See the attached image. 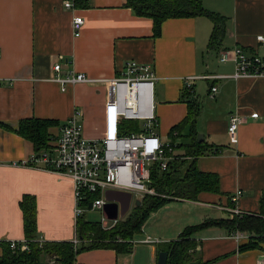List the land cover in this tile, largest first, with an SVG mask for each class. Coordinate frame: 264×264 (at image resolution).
<instances>
[{
	"label": "crops",
	"instance_id": "obj_1",
	"mask_svg": "<svg viewBox=\"0 0 264 264\" xmlns=\"http://www.w3.org/2000/svg\"><path fill=\"white\" fill-rule=\"evenodd\" d=\"M77 3L75 11H68L63 0H0V123L16 130L25 119L58 121L60 125L49 130L54 137L50 150L61 127L76 111L81 112L78 120L87 139L103 137L109 91L101 80L120 76L129 61L149 65L155 72V111L160 131L156 130L162 140L168 141L172 128L189 114L186 101L190 96L183 92L186 77L233 75L234 63L221 62L219 55L234 47H241L249 56H264V44L257 41L258 36H264V0H203L206 10L226 18V34L216 49L209 47L213 23L206 16L169 19L155 38L153 20L135 15L126 7L127 0ZM75 15L84 18L78 38L72 27ZM56 64L62 65L63 77L82 73L98 81L62 91L61 85L52 81ZM212 86L218 89L213 98ZM190 94L201 112L194 125L182 127L175 139L177 144L182 139L178 144L181 147L174 154L186 157V149L195 142L210 146L209 153L198 157L195 165L200 172L220 177V193L203 192L198 201L175 200L192 203L191 208L203 211L194 215L198 223L191 224L195 220L192 217L181 219L183 223L172 236L160 234H167L173 223L151 227L145 223L134 239L149 237L158 243L133 244L130 253L122 254L112 249L86 250L76 256L75 264H157L159 253L168 251L170 243L186 228L230 218L227 209L233 207L231 197L239 190L243 195L236 207L244 213L260 214L264 191V77L200 79L194 81ZM236 114L244 123L237 132L229 133V120ZM255 114L258 116L253 117ZM198 135H203L202 142ZM36 153L32 143L0 126V242L25 240L20 207L25 196L36 199L40 241L68 242L76 238L73 181L46 166L24 165ZM134 207L133 202L131 210ZM192 238L199 243L194 255L202 263L218 258L223 259L213 264L264 263V250L240 251L248 241L233 239L223 228L200 229ZM2 253L0 247V256Z\"/></svg>",
	"mask_w": 264,
	"mask_h": 264
},
{
	"label": "built area",
	"instance_id": "obj_2",
	"mask_svg": "<svg viewBox=\"0 0 264 264\" xmlns=\"http://www.w3.org/2000/svg\"><path fill=\"white\" fill-rule=\"evenodd\" d=\"M77 2L78 0H63V5L66 10L75 11L78 7ZM83 26L84 18L75 15L72 20L75 38L80 37ZM257 41L264 44V36H258ZM219 59L221 62L234 63L233 75L186 77L184 87L192 92L194 81L200 79L241 80L264 77V56L258 54L249 56L241 47H234L222 51ZM54 71L57 74L52 81L60 84L62 91H66L69 86L98 81L82 73H70L63 77L61 64H56ZM156 81L155 72L149 65L134 61L127 62L120 76L109 81L101 80L109 91L104 114L103 137L87 139L84 136L83 125L78 120L81 112L76 111L61 127L53 150L37 152L24 162V165H42L70 176L74 185L77 218L85 215L87 210H103L107 204L105 193L108 190L132 193L133 197L140 201L146 196L157 194L151 185L152 174L156 168L159 171H166L169 163L176 159L174 152L178 144L175 139L179 136V132L172 131L170 133L172 138L168 141L162 140L157 133ZM217 90L216 86H212L210 97L213 98ZM257 116V114L253 115V117ZM126 123H131V126H126ZM243 123L244 119L237 114L233 115L229 120V133L237 132ZM125 131L127 132L124 134ZM242 195L243 192L239 190L231 197L233 207L229 211L237 216L244 213L235 205ZM103 222L106 225L108 220L104 218ZM231 237L237 241H250L251 235L236 231ZM73 242L75 245L79 244L77 238ZM158 242L148 237L133 240L132 244ZM9 243L12 249H16L18 243L23 244L22 250L27 249L24 241Z\"/></svg>",
	"mask_w": 264,
	"mask_h": 264
},
{
	"label": "trees",
	"instance_id": "obj_3",
	"mask_svg": "<svg viewBox=\"0 0 264 264\" xmlns=\"http://www.w3.org/2000/svg\"><path fill=\"white\" fill-rule=\"evenodd\" d=\"M126 7L130 8L135 15L153 20V35L159 37L162 32V24L169 19L194 18L199 16L208 17L213 23V31L209 47L216 49L223 41L226 34V18L219 13L210 12L203 6V0H127ZM184 95L189 94V114L186 120L171 130L179 133L185 124L194 125L197 116L201 112V106L196 104L192 94L185 87ZM182 101L185 100L182 98ZM58 121L25 119L19 123L16 130L10 126L0 123L6 130L12 131L23 137L35 148L36 152L49 150L52 147L54 137L50 134V128L59 126ZM127 131L124 132V134ZM170 132V133H171ZM178 146V148H180ZM185 156H177L169 163L166 171L154 170L151 177V185L156 190L155 196H146L141 204L135 206L130 213L119 220L115 227L106 230L101 223H92L85 220L83 216L78 217L76 227V238L79 244L68 242H42L38 239L37 229V203L35 197L25 196L20 203L24 214V230L27 245L22 250V245L16 249L11 248L9 242H0L3 251L0 256V264H75L76 256L83 251L91 249H112L117 253H130L133 248L132 241L142 233L148 217L158 211L168 202L175 200L198 201L203 192L220 193V177L213 173L200 172L195 160L209 153L210 146L195 142L186 149ZM191 160V161H190ZM230 218L213 219L204 223L186 228L179 237L170 243L168 264H188L201 260L195 257L194 251L198 242L192 236L200 229L219 227L230 232H249L250 241L240 247V251L264 250V191L261 198L260 214L243 213L240 216L230 213ZM223 258L201 264H213Z\"/></svg>",
	"mask_w": 264,
	"mask_h": 264
},
{
	"label": "rangeland",
	"instance_id": "obj_4",
	"mask_svg": "<svg viewBox=\"0 0 264 264\" xmlns=\"http://www.w3.org/2000/svg\"><path fill=\"white\" fill-rule=\"evenodd\" d=\"M155 92H158V86L155 88ZM126 126H131V123H126ZM158 131H160L159 127H156ZM181 142L182 139H179ZM179 142V143H180ZM178 143V144H179ZM177 144V142H176ZM136 201V198H134V203ZM192 203H184V202H178V201H173V202H168L166 205H164L162 208H160L158 211L153 212L147 219L146 225L149 224L150 227L155 225L159 226L164 223H173L172 228L169 226L168 227V233L167 234H160L161 236H172L173 235V230L181 225L183 221L181 219L185 218H195V220L192 221L191 224L198 223V219L196 220V217L194 216L195 214L201 213V210L199 208H196L195 210L191 208ZM193 207V206H192ZM230 207L229 209H231ZM227 209L228 213H231ZM203 213V211H202ZM201 213V214H202ZM204 213L211 215L209 211H204ZM227 216V215H226ZM85 220L88 222L92 223H101L103 224V219H104V213L102 209H96V210H87L85 215H83ZM113 221H108V224L105 226L102 225V227L106 230H111L115 227L116 223H112ZM166 229V226L162 227ZM161 232V229L159 230ZM250 234V233H249ZM139 237V236H138Z\"/></svg>",
	"mask_w": 264,
	"mask_h": 264
},
{
	"label": "water",
	"instance_id": "obj_5",
	"mask_svg": "<svg viewBox=\"0 0 264 264\" xmlns=\"http://www.w3.org/2000/svg\"><path fill=\"white\" fill-rule=\"evenodd\" d=\"M198 139L199 142H202L203 135H198ZM105 200L107 204L103 208L104 218L108 221H118L129 214L134 202V197L132 193L108 190L105 193ZM134 204L138 206L141 204V201L136 199ZM169 257V252H160L157 264H168ZM201 262V260H196L188 264H201Z\"/></svg>",
	"mask_w": 264,
	"mask_h": 264
}]
</instances>
